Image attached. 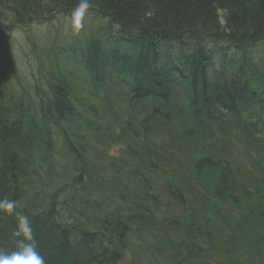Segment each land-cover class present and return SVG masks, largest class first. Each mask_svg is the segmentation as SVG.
<instances>
[{"label":"trees","instance_id":"obj_1","mask_svg":"<svg viewBox=\"0 0 264 264\" xmlns=\"http://www.w3.org/2000/svg\"><path fill=\"white\" fill-rule=\"evenodd\" d=\"M82 3L87 6L81 7ZM85 9L106 25L84 42L70 44L65 56L92 86H103L107 78L119 80L128 85L132 99H153L154 106L162 103L160 107L170 112L173 88L182 83L189 91L186 117L200 132L215 121L218 112L230 113L244 123L248 141L264 152V70L256 60L264 45V0H0V199L15 200L17 211L29 217L45 264H143L125 257L121 231L125 226L120 230V219L112 214L117 207L111 213L97 208L87 214L74 212L65 219L66 208L54 201L65 187L51 193L56 147L61 146L65 159L77 165L75 183L81 185L84 176L100 190L98 180L90 173L87 178L84 171L83 143L88 140L78 131V110L88 108L93 115L92 122L86 121L90 130L96 129L97 112L79 96L71 82L73 75L56 57L50 58L51 68L44 76L22 73L26 79L22 81L4 38L56 14ZM242 80L259 84L257 100H243ZM160 107L154 114H161ZM167 120L173 126L174 121ZM250 162L257 164L263 182V156ZM210 170L214 171L215 199H229L251 210V193L232 180V172L217 157L201 156L192 169L194 180H205L202 172ZM243 171L252 176L249 170L237 173ZM39 178L49 181L39 198L41 204H48L31 211L22 200V191ZM109 178L116 179V175ZM77 219L88 221L86 230L72 223ZM16 227L15 215L0 210V250L16 249ZM233 236L230 243L237 240ZM203 240L197 225L169 252L161 250L163 258H168L165 264H195L196 257L190 255ZM256 246L249 248L262 260Z\"/></svg>","mask_w":264,"mask_h":264},{"label":"rangeland","instance_id":"obj_2","mask_svg":"<svg viewBox=\"0 0 264 264\" xmlns=\"http://www.w3.org/2000/svg\"><path fill=\"white\" fill-rule=\"evenodd\" d=\"M104 25L106 22L91 9H85L56 14L28 28L14 30L10 38L4 37L22 81H26L22 73L27 77H39V73L44 76L43 68L50 71L49 60L56 57V62L73 75L71 82L79 96L97 112L96 129L90 130L86 121L92 122L93 115L88 108L79 109L78 131L88 140L83 143L84 171L87 178L90 173L98 180L100 190L94 189L84 176L81 185L75 183L77 165L65 159L61 146L56 147L51 193L57 187H65L60 188L54 200L66 208L65 219L69 220L74 212L87 214L97 208L111 213L117 207L112 214L120 219V230L125 226L121 230L125 257L134 263L165 264L168 258H163L161 250L169 252L198 225L204 240L197 243L190 256H201V264H264V180L257 164L250 162L256 161L257 155L264 158V152L248 141L244 123L230 113L218 112L215 121L207 123L204 132H200L186 117L189 91L182 83L177 82L173 88L172 113L160 107L162 103L154 106L153 99H132L128 85L119 80L107 78L103 86H92L83 72L67 61L65 48L97 35ZM256 60L264 66V45L259 47ZM156 107H160L161 114H154ZM167 119L174 121L173 126ZM205 154L226 163L232 180L251 193L254 203L247 205L251 210L243 204L230 203L229 199L213 197V170L202 172L205 180H194L196 158ZM239 169L249 170L252 176L244 171L238 174ZM110 174L116 175V179H110ZM48 183L34 179L22 191V200L31 211L47 206L48 202L41 204L39 198ZM66 198L69 199L61 204ZM109 213L106 215L110 216ZM72 223L78 229L88 227L87 220ZM233 235L237 240L230 243ZM254 244L262 260L256 259V253L249 248Z\"/></svg>","mask_w":264,"mask_h":264},{"label":"clouds","instance_id":"obj_3","mask_svg":"<svg viewBox=\"0 0 264 264\" xmlns=\"http://www.w3.org/2000/svg\"><path fill=\"white\" fill-rule=\"evenodd\" d=\"M82 3L81 7H86ZM0 210L14 214L17 221L13 235L17 238L16 249L11 252L0 250V264H45V258L37 250L33 228L29 217L17 211L16 201L13 199H0Z\"/></svg>","mask_w":264,"mask_h":264},{"label":"bare ground","instance_id":"obj_4","mask_svg":"<svg viewBox=\"0 0 264 264\" xmlns=\"http://www.w3.org/2000/svg\"><path fill=\"white\" fill-rule=\"evenodd\" d=\"M73 11H75V10H73ZM247 65H248V67L250 66L249 64H247ZM43 71H47V70H44V68H43ZM241 84H242L243 100L250 101V100H257L258 99V93L257 92L259 91V88H260L259 84H255V83L248 84L247 82H245L243 80L241 81ZM196 159L199 160V159H201V157L199 156ZM222 191H224V190H222ZM235 194H236L235 196L237 197L239 192L237 191V192H235ZM199 260L200 261L202 260L201 256H197V258L195 260V264H201L199 262Z\"/></svg>","mask_w":264,"mask_h":264}]
</instances>
